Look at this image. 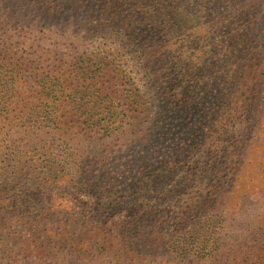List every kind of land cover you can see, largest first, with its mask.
<instances>
[{
  "label": "trees",
  "instance_id": "trees-1",
  "mask_svg": "<svg viewBox=\"0 0 264 264\" xmlns=\"http://www.w3.org/2000/svg\"><path fill=\"white\" fill-rule=\"evenodd\" d=\"M253 197L264 0H0V264H264Z\"/></svg>",
  "mask_w": 264,
  "mask_h": 264
},
{
  "label": "rangeland",
  "instance_id": "rangeland-1",
  "mask_svg": "<svg viewBox=\"0 0 264 264\" xmlns=\"http://www.w3.org/2000/svg\"><path fill=\"white\" fill-rule=\"evenodd\" d=\"M40 43H46L47 44L46 48H50L52 46H55V51H56V46H61L62 47V49H61L62 53L70 55L74 51V48L79 46L81 42L79 40L75 41L72 39H66V38L57 36V37H55V39L53 40L52 43H49L47 40H41ZM83 43H88L89 46H87V45L80 46V47H82V51L87 52L89 55H92V54H95L98 50L103 49L100 47V43H106V42L104 40L100 41V39L95 38V39H92L91 41L89 40V41L83 42ZM119 62L122 63V65H123V61H119ZM256 118H257V116L255 117V119ZM233 126H234V130L230 129L229 132L233 133V131H236V129L242 130V131H244L246 129L245 124H242V125L237 126L235 128V123H233ZM247 135H248V137L243 140V142L245 144H248L250 142V139H252V137L254 138V135L252 136L251 133H248ZM231 136L236 137V135H231ZM252 173H253V171H252ZM250 175H251V172H248V173L246 172L244 177L242 178V180L246 176L249 177ZM254 176H255V174L252 175V178ZM216 182H218V180ZM245 185H246V178L243 180L239 189H237L234 201L236 199H239V197H237V196L240 195V193H243L244 191L249 192L250 189L246 188ZM235 202H234V204H231V207L235 206ZM263 212H264L263 207L260 206L259 203H257L256 198L253 197L249 203H247V204L245 203L244 210H243V212H241L239 214L238 217L240 220H245L242 223L243 225H247V224L252 223L253 221L257 220V218L260 215H262ZM67 264H74V263L69 261Z\"/></svg>",
  "mask_w": 264,
  "mask_h": 264
}]
</instances>
